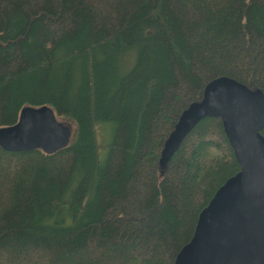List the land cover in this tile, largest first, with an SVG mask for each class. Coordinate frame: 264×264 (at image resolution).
Returning <instances> with one entry per match:
<instances>
[{"label": "trees", "instance_id": "16d2710c", "mask_svg": "<svg viewBox=\"0 0 264 264\" xmlns=\"http://www.w3.org/2000/svg\"><path fill=\"white\" fill-rule=\"evenodd\" d=\"M223 76L264 94V0H0V127L41 105L76 126L53 154L0 146V264H175L241 170L216 116L161 163Z\"/></svg>", "mask_w": 264, "mask_h": 264}, {"label": "water", "instance_id": "95a60500", "mask_svg": "<svg viewBox=\"0 0 264 264\" xmlns=\"http://www.w3.org/2000/svg\"><path fill=\"white\" fill-rule=\"evenodd\" d=\"M207 116L222 117L241 170L201 212L193 238L175 264H264V94L227 76L212 80L203 100L183 112L169 135L163 165ZM72 132L51 106H26L15 124L0 127V146L53 154L70 144Z\"/></svg>", "mask_w": 264, "mask_h": 264}, {"label": "rangeland", "instance_id": "374dc122", "mask_svg": "<svg viewBox=\"0 0 264 264\" xmlns=\"http://www.w3.org/2000/svg\"><path fill=\"white\" fill-rule=\"evenodd\" d=\"M58 118L60 121L66 123L68 125H71L72 131H73V136H74V134H75L74 132H75V128H76L74 122L70 121L69 119L63 118V117H58ZM96 130L98 133V142H99V146H100V154H101V157L104 158L109 151V146H110V143L113 139L112 125L108 122L98 123V125L96 126ZM73 136L71 137L72 139H73Z\"/></svg>", "mask_w": 264, "mask_h": 264}]
</instances>
